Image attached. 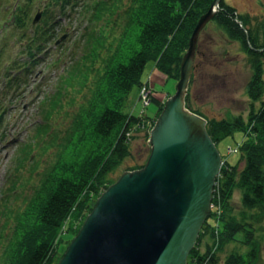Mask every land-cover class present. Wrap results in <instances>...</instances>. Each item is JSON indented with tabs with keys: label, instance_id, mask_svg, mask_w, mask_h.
I'll list each match as a JSON object with an SVG mask.
<instances>
[{
	"label": "trees",
	"instance_id": "trees-1",
	"mask_svg": "<svg viewBox=\"0 0 264 264\" xmlns=\"http://www.w3.org/2000/svg\"><path fill=\"white\" fill-rule=\"evenodd\" d=\"M37 1L44 2L45 12L41 23L32 26L29 14ZM212 2L22 0L17 7L15 25L0 35V61L10 41L25 43L23 53L31 59L34 54L42 53L59 29L60 21L53 11L62 16H70L75 11L79 18L86 20V25L79 36L81 54L63 69L55 92L42 101L46 111L36 127L34 142L22 146L18 178L13 187L19 185L23 172L20 170L26 171L28 161L30 174L34 169L38 171L40 157L47 152L53 154L54 163L39 173L36 186H32L31 194L21 205L13 203L4 211L6 220L0 245L10 229L4 246L7 264H57L64 251L56 258L64 236L71 239L76 234L96 198L116 181L119 176L116 178L114 174L130 155L125 133L141 119L127 112L126 106L131 91L143 82L146 65L151 63L166 78L178 81L181 59L191 33ZM5 8H0V28L9 10L8 6ZM236 20L241 21L246 32ZM211 23L229 41L239 43L246 56L251 74L245 95L250 104L246 119L241 115L209 119L194 109L191 88L199 68L194 62L186 107L207 120V132L216 146L237 132L244 138L238 144L237 162L231 164L222 156L224 160L212 196V203L220 207L218 223L214 227L207 219L187 264H203L211 247L207 244L205 252H200L201 238L206 235L217 243L218 253L229 243L246 247L243 252L228 254L221 264H264V22L252 27L247 16L220 0L218 11L205 28ZM29 27L32 32L27 31ZM198 46L197 43L196 53ZM18 84L13 79L8 87ZM256 103H259L257 108ZM162 107L163 104H158L153 121ZM59 119L63 121L61 125ZM146 136L148 139V133ZM240 162L244 164L242 168ZM144 163L126 170L139 169ZM25 188L26 184L11 195L14 202L21 198ZM236 189L242 193L239 216L233 213L231 203ZM215 217L216 211L212 209L208 218L215 220ZM218 263L217 254L207 262Z\"/></svg>",
	"mask_w": 264,
	"mask_h": 264
},
{
	"label": "water",
	"instance_id": "water-1",
	"mask_svg": "<svg viewBox=\"0 0 264 264\" xmlns=\"http://www.w3.org/2000/svg\"><path fill=\"white\" fill-rule=\"evenodd\" d=\"M219 2L213 0L191 33L175 92L149 131L145 164L124 171L99 195L57 264H187L222 164L206 119L185 105L198 37Z\"/></svg>",
	"mask_w": 264,
	"mask_h": 264
},
{
	"label": "rangeland",
	"instance_id": "rangeland-1",
	"mask_svg": "<svg viewBox=\"0 0 264 264\" xmlns=\"http://www.w3.org/2000/svg\"><path fill=\"white\" fill-rule=\"evenodd\" d=\"M15 1L0 0V8L5 9L6 6L9 7L5 17L6 22L11 18V11ZM224 2L234 7L237 13L247 16L252 27L259 26L264 22V0H224ZM43 6L44 2L37 1L35 9L29 14L31 20L39 9H44ZM53 14L55 17L58 16L61 21V28L57 32L55 40L63 34H67V36L57 46L54 45L55 40L45 45V54L38 55L37 61L33 66L28 67V70H23L25 72H18V70L11 72L12 75L18 74L20 78L24 79V83L18 89L17 98H15L16 94L11 95L10 91L6 94L2 92L4 82L1 78L2 75L0 76V99L5 107V111L0 109V114L3 117V125L0 126V233L6 220L4 211L9 209L13 203L15 206L21 205L23 203L22 200L31 194L32 186H36L39 180V173L49 164L54 163V157L51 152H47L45 155L41 154L38 171L34 169L36 172L32 170L30 174V171L28 173L30 168L28 161L25 166L26 171L25 169L20 170V172H23L19 180V185L13 187L14 180L16 181L18 178L17 172L19 170L17 168L19 167L17 166L19 165L20 157L23 155L22 146L34 142L36 127L44 119L46 104L43 106V99L55 91L63 69L68 67L76 55L81 54L82 42H79V36L83 27L86 25V20L79 18L75 11L69 17H59L57 11H53ZM27 31L32 32L30 27ZM18 45H21V49H24L25 43ZM198 45V52L196 53L194 62L196 64L198 63L199 68L196 72V80L191 88V94L194 97L192 102L193 108L209 119H220L237 115H241L246 119L250 102L245 95V85L250 78L251 70L240 44L235 41H229L211 23L200 34ZM16 46V44L10 43L11 51H6V54L1 59V72L4 71L3 67L8 60H15L18 63L29 60L25 55H17ZM151 65V63L146 65L142 76V81H150L153 85L152 101L150 104L145 108L146 104L140 98L138 88H134L129 95L126 111L136 115L140 119L143 118V120L141 119L138 125L131 128V133H133L131 140L125 134L126 140H128L130 145V155L114 174L116 178L124 170L145 161L149 152V145L146 139L149 118H146V116L154 117L158 108L157 104L159 101H162L161 97L166 93L174 94L176 89L177 81L166 78L163 74H160L152 68ZM258 106L259 103H256L255 108ZM65 110H67V107ZM52 119H55V114ZM60 122L62 124L63 121L59 119V125H61ZM66 124H68V121ZM243 138L242 133L237 132L231 138H227L217 145L220 154L229 163L233 164L239 160L238 144ZM34 153L36 155L35 151ZM243 165V162H240V168ZM24 184H26L25 192L19 200L14 202V198L11 195L19 192ZM241 195V191L236 189L231 200L234 208L233 213L237 216L242 211ZM208 222L212 226L215 224L212 218H208ZM262 233V240L264 242V232ZM5 234L8 237L10 235V229ZM7 237L1 240L0 264H7L9 262L5 255L6 252L4 253ZM69 242L70 238L65 235L60 247H58L56 258L60 256L61 250L65 249ZM209 242L208 236L201 238L199 245L201 253L205 251ZM245 249L246 247L244 245L237 242L225 245L219 253L217 251L219 258L218 264H221L224 258L231 252H243Z\"/></svg>",
	"mask_w": 264,
	"mask_h": 264
},
{
	"label": "built area",
	"instance_id": "built-area-1",
	"mask_svg": "<svg viewBox=\"0 0 264 264\" xmlns=\"http://www.w3.org/2000/svg\"><path fill=\"white\" fill-rule=\"evenodd\" d=\"M140 95H141V98H142L144 104H147L148 103V97H147L148 93L144 88L141 90Z\"/></svg>",
	"mask_w": 264,
	"mask_h": 264
},
{
	"label": "crops",
	"instance_id": "crops-1",
	"mask_svg": "<svg viewBox=\"0 0 264 264\" xmlns=\"http://www.w3.org/2000/svg\"><path fill=\"white\" fill-rule=\"evenodd\" d=\"M154 72H155V71H154ZM165 95H166V94H165ZM165 95H163V97H161V100H163V99H164Z\"/></svg>",
	"mask_w": 264,
	"mask_h": 264
}]
</instances>
